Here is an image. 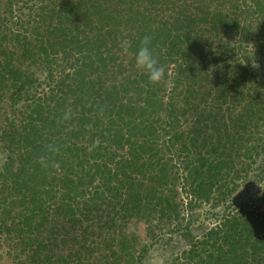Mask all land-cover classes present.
<instances>
[{
  "label": "trees",
  "instance_id": "1",
  "mask_svg": "<svg viewBox=\"0 0 264 264\" xmlns=\"http://www.w3.org/2000/svg\"><path fill=\"white\" fill-rule=\"evenodd\" d=\"M169 236L166 264H264V0H0V244L142 264Z\"/></svg>",
  "mask_w": 264,
  "mask_h": 264
},
{
  "label": "rangeland",
  "instance_id": "2",
  "mask_svg": "<svg viewBox=\"0 0 264 264\" xmlns=\"http://www.w3.org/2000/svg\"><path fill=\"white\" fill-rule=\"evenodd\" d=\"M261 196L258 185L254 180L243 183L239 191L234 195V202L241 204L258 199ZM205 210H194L189 213L192 221H195V229L200 232L201 229L212 226L216 221L213 217L207 216ZM187 217V218H189ZM184 247V243L177 236H169L157 246H155L142 264H166L176 253ZM23 259V254L12 242L2 241L0 244V264H19Z\"/></svg>",
  "mask_w": 264,
  "mask_h": 264
},
{
  "label": "clouds",
  "instance_id": "3",
  "mask_svg": "<svg viewBox=\"0 0 264 264\" xmlns=\"http://www.w3.org/2000/svg\"><path fill=\"white\" fill-rule=\"evenodd\" d=\"M151 37L145 36L139 44L138 49L134 53L135 66L142 73L147 75L148 81L152 84L161 82L164 76V68L160 65L159 59L154 55L150 47ZM124 52L128 53V48H124ZM68 118V113L65 114Z\"/></svg>",
  "mask_w": 264,
  "mask_h": 264
}]
</instances>
